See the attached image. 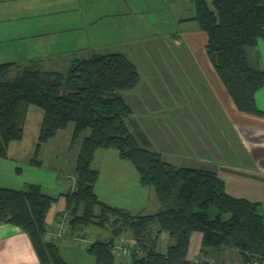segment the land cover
<instances>
[{"label":"trees","instance_id":"trees-1","mask_svg":"<svg viewBox=\"0 0 264 264\" xmlns=\"http://www.w3.org/2000/svg\"><path fill=\"white\" fill-rule=\"evenodd\" d=\"M192 1L205 55L234 107L264 117L254 100L264 86L256 49L258 41L264 43V0H212L211 7L204 0ZM69 63L58 71L29 60L13 79L8 74L17 64L0 63V158L6 157L9 143L22 139L29 105L42 110L35 151L69 123L71 141L88 130L76 156L73 189L50 196L32 183L19 189L0 186V223L26 234L39 264H69L60 255L58 239H44L46 214L59 197L64 208L56 218L65 215L69 225L62 239L86 235L90 226L107 230L106 238L97 237L84 248L94 264H113L111 244L123 234L134 246L122 264H210L187 259L192 232L201 234L202 254L208 248H231L242 264H264V222L257 202L229 195L212 171L165 162L129 131L125 120L131 109L120 91L137 83L134 65L122 53L74 57ZM110 148L133 166L140 187H152L157 212L131 214L97 198L93 186L98 172L91 163L97 149ZM31 164L39 165V160L33 158ZM162 231L170 239L164 253L156 250Z\"/></svg>","mask_w":264,"mask_h":264},{"label":"rangeland","instance_id":"rangeland-1","mask_svg":"<svg viewBox=\"0 0 264 264\" xmlns=\"http://www.w3.org/2000/svg\"><path fill=\"white\" fill-rule=\"evenodd\" d=\"M204 1L211 7L212 0ZM194 15L192 0H0V28H12L28 36L19 42L13 39L8 44H0V63L17 64L8 74V78L13 79L29 60L38 62L46 70L64 71L74 57L122 53L134 65L139 76L133 88L120 91L121 97L131 109L125 120L129 131L134 134L140 146L160 153L161 158L171 165L196 169L202 166L197 162L198 154L191 156L194 150L186 146L181 155L174 152L169 143H161L158 136L160 124L171 129L179 125L174 120V96H182L185 108L192 107L195 112L204 113L203 104L209 89L201 64L204 33L199 30ZM67 20L68 23H59ZM46 24L53 26L50 28ZM77 48H80L79 51L74 52ZM69 49L71 52H66ZM147 103L152 109L148 115L143 108ZM41 117L40 108L28 106L20 144H23L25 154L41 161V169L34 175L29 171L32 169L24 164L26 168L23 176L28 179H45L41 191L58 196L60 191L69 190L74 179L78 140L72 145L73 124L69 123L67 129L41 146L38 155H33V152L37 153L34 145ZM196 120L194 116L186 118L181 115V125L189 128L187 132H181L186 143L189 142V134L195 136L192 123ZM135 128L139 129L141 138L134 133ZM82 134L87 135L88 130ZM100 155L108 158L116 156L117 152L112 148L97 149L92 168L97 167ZM127 164L131 166L129 162ZM133 173L134 180L131 182L128 178L127 188L130 190L131 186L149 190V201L144 213L157 212L159 204L152 187H140L135 179V169ZM43 174H54L59 178V184L56 187L47 185L49 180ZM0 181L5 183L2 185H16L12 179L4 178ZM153 200L157 204L156 208ZM210 212H214V209L211 208ZM106 233L107 230L90 226L86 235L98 237ZM163 236L168 235L163 232ZM74 246L86 256L87 252L83 251L80 244L74 242ZM78 251L72 250L71 256L67 257H75L85 263V257L81 258ZM64 253L66 258L69 252ZM236 254L237 261L242 264L238 252ZM117 259L119 257L114 256V260Z\"/></svg>","mask_w":264,"mask_h":264},{"label":"crops","instance_id":"crops-1","mask_svg":"<svg viewBox=\"0 0 264 264\" xmlns=\"http://www.w3.org/2000/svg\"><path fill=\"white\" fill-rule=\"evenodd\" d=\"M59 23H68V20L67 22L61 21ZM46 26L52 28L51 26L53 25L46 24ZM14 35H16V38ZM26 37L28 36L23 35L20 31L16 32L12 28H0V44H8L9 41L13 39L19 42L18 40ZM203 43L204 39H202V44ZM193 46L195 47V45H192V47ZM79 49L80 48L74 49V52L79 51ZM256 49L259 53L260 66L264 70V43L258 41ZM66 52H71V50L69 49ZM201 53L203 55L201 62L203 68L202 74L205 76L209 88L206 94L205 104H203L205 105L204 113L202 114L201 112L200 114L195 112L192 107L185 108L186 105L182 102L185 100L182 99V96H174L172 103L174 120H176L179 125H174L173 129H171L167 128L165 124H160L158 129L160 142L165 144L169 143L170 147L174 148V152L179 154L185 151L186 146L189 150H194L191 156L193 157L194 154H198L197 162L200 164L199 166H202L196 169L214 172L223 180L226 192L229 195L257 202L259 212L264 222V117L245 114L239 112L234 107L230 97L209 63L204 48H202ZM194 100L196 101V98H194ZM254 100L257 108L264 113V86L255 92ZM143 106L145 114L148 115L147 113L152 110L151 107H149L148 103ZM181 115H184L186 118L191 116L197 118L196 122L192 123L194 126L192 130L195 136H190L189 134L187 139L189 142L187 143L185 139L183 140L181 132H187L189 128H184V126L181 125ZM67 127L68 125L64 129H67ZM64 129L59 130L56 135ZM71 129L72 132L73 127ZM133 131L141 138L139 136V129L135 128ZM82 133L76 140L72 141L73 145V143L78 140V149L81 139L85 135ZM56 135L53 138H55ZM49 141L42 145L49 143ZM219 141L221 144H219ZM20 143L21 140L9 143L6 157L0 158V180L4 178L12 179L16 185H2L5 183H0V186L19 189L26 184L32 183L39 185L40 189H42L43 186H45V179H38L37 177V179L35 177L33 179H28L27 176H23V170L26 168L25 165L32 169H28L31 174L36 175L41 169V161L39 160V165H32L31 159L33 158H30L29 154L24 153L23 144ZM41 146L37 153L33 152V155H38ZM99 157L100 159L97 167L93 168L98 172V178L93 186L97 198L110 206L123 208L131 214H146L144 213V208L146 207L147 201H149L147 192L149 190L145 188H132L131 186L130 190L127 188L128 178L131 182L134 180L133 166L131 164V166H129L127 160L120 159L117 155H111L108 158H104L102 155ZM94 159L95 156L93 161ZM164 161L169 163L166 159ZM20 165L22 167H20ZM102 172H104V174ZM43 177L48 178L49 181H47V185L49 184L51 187L52 185L56 187L57 184H59V178L54 174H46V176L43 174ZM29 178H32V176ZM135 179L137 181V174ZM73 187L74 179L69 189H73ZM62 192L63 191H60L58 194ZM59 200L61 202H59ZM57 204H61L62 206L57 207ZM153 206L154 208L157 206L154 200ZM63 208L64 199L63 197H59L56 202L51 204L46 214V227H51L57 214L62 211ZM49 212L50 214H48ZM155 229L156 226H153L152 231L154 232ZM107 236L108 232L98 237L106 238ZM122 237L130 236H128V234H123ZM200 241L201 234L199 232H192L189 235L186 256L189 261H207L210 264H239L236 259L237 251L235 249L208 248L202 254L200 252ZM169 242V236H163V231L160 232L157 237L156 250L164 253ZM56 243L61 257L67 263L94 264L93 257L86 252V256H84V254L79 252L76 246H74V242L68 239H58ZM72 250L78 251L81 258L85 257V263L78 261L75 257H67L71 256ZM65 251L69 252L66 258ZM117 257H119V259L113 260V264H122L127 260V257L121 255ZM69 258L71 259L70 261ZM74 260H76L77 263ZM0 264H39L26 234L8 223H0Z\"/></svg>","mask_w":264,"mask_h":264},{"label":"built area","instance_id":"built-area-1","mask_svg":"<svg viewBox=\"0 0 264 264\" xmlns=\"http://www.w3.org/2000/svg\"><path fill=\"white\" fill-rule=\"evenodd\" d=\"M85 233L88 232L84 230ZM69 232V225L67 223V218L65 215L56 218L52 223L51 227H46V233L44 235L45 240H56L62 239L67 236ZM95 237H89L88 235L75 236L72 241L81 245V247L86 248ZM134 241L129 237H117L113 240L111 244V253L114 256H124L128 257L131 250L133 249Z\"/></svg>","mask_w":264,"mask_h":264},{"label":"bare ground","instance_id":"bare-ground-1","mask_svg":"<svg viewBox=\"0 0 264 264\" xmlns=\"http://www.w3.org/2000/svg\"><path fill=\"white\" fill-rule=\"evenodd\" d=\"M82 232V231H81Z\"/></svg>","mask_w":264,"mask_h":264}]
</instances>
